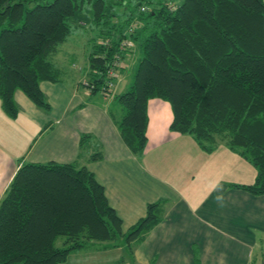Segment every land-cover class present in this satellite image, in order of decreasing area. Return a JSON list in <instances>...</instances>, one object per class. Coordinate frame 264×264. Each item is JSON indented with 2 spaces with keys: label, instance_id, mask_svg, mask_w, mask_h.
I'll return each instance as SVG.
<instances>
[{
  "label": "trees",
  "instance_id": "obj_1",
  "mask_svg": "<svg viewBox=\"0 0 264 264\" xmlns=\"http://www.w3.org/2000/svg\"><path fill=\"white\" fill-rule=\"evenodd\" d=\"M84 6L91 38L83 51V84L90 93L114 95V70L124 55L138 53L128 86L114 95L121 114L113 121L128 151L141 153L146 102L160 99L169 107L170 131L188 134L206 152L222 145L251 164L252 183L230 186L264 193L263 1L0 0V107L6 115L16 112L17 90L48 110L37 85L58 79L50 56ZM88 137L79 135V148ZM99 157L95 152L87 160ZM165 201L146 203L123 231L85 166L20 162L0 198V264H54L95 241L122 242L130 252L162 219Z\"/></svg>",
  "mask_w": 264,
  "mask_h": 264
},
{
  "label": "crops",
  "instance_id": "obj_2",
  "mask_svg": "<svg viewBox=\"0 0 264 264\" xmlns=\"http://www.w3.org/2000/svg\"><path fill=\"white\" fill-rule=\"evenodd\" d=\"M123 60L121 70L131 67L133 54ZM83 68L86 77V60ZM55 69L57 80L37 85L48 110L19 90L12 93L13 116L0 107V198L20 162L75 161L101 185L123 231L144 214L146 203L166 201L162 219L130 252L122 242L95 241L54 264L263 263L264 193L230 186L252 183L255 171L247 160L222 145L206 152L188 134L170 131L168 104L154 98L146 102L145 144L135 156L114 125L121 114L116 93L84 91L87 98L79 97V84L63 82ZM120 75L125 80L126 71ZM80 134L89 135L81 148ZM95 152L100 157L87 160Z\"/></svg>",
  "mask_w": 264,
  "mask_h": 264
},
{
  "label": "rangeland",
  "instance_id": "obj_3",
  "mask_svg": "<svg viewBox=\"0 0 264 264\" xmlns=\"http://www.w3.org/2000/svg\"><path fill=\"white\" fill-rule=\"evenodd\" d=\"M178 0H175L177 3ZM149 5V4H147ZM86 7V8H85ZM88 6L82 7L80 10L75 12L73 18L68 21L70 26V31L66 36V39L56 45L55 52H53L50 56V61L53 63L54 67H56L60 73V77L63 82L68 83L73 82L72 84H79L77 89V96L87 98L85 96L80 95L82 92L88 91V88L83 84L85 77L82 74H86L84 71L85 60L82 57L83 49L86 46V40L91 38L89 19L90 13L87 10ZM130 46V45H129ZM132 47L130 46V49ZM133 50V49H131ZM130 50V51H131ZM134 61L132 62L131 67H126L125 69H115L114 75L111 78V86L110 93H119L126 86V81L130 80L131 74L133 72L134 64L138 59V53L135 51L133 54ZM130 61L129 59H127ZM126 60V61H127ZM72 61V62H71ZM125 61V60H122ZM129 63V62H128ZM121 67L122 62H121ZM122 71H126V77L122 79L120 75ZM70 76V77H69ZM76 82V83H75ZM125 85V86H124ZM83 90V91H82ZM101 94V93H99ZM60 237H57L56 245H59ZM262 264H264V257H262Z\"/></svg>",
  "mask_w": 264,
  "mask_h": 264
},
{
  "label": "built area",
  "instance_id": "obj_4",
  "mask_svg": "<svg viewBox=\"0 0 264 264\" xmlns=\"http://www.w3.org/2000/svg\"><path fill=\"white\" fill-rule=\"evenodd\" d=\"M110 75H113V72L111 71Z\"/></svg>",
  "mask_w": 264,
  "mask_h": 264
}]
</instances>
